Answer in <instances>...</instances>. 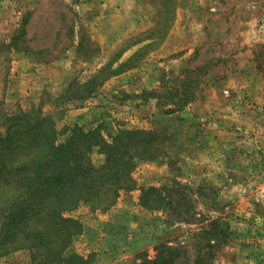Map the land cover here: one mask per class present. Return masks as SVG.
Wrapping results in <instances>:
<instances>
[{"label": "rangeland", "instance_id": "1", "mask_svg": "<svg viewBox=\"0 0 264 264\" xmlns=\"http://www.w3.org/2000/svg\"><path fill=\"white\" fill-rule=\"evenodd\" d=\"M0 102L2 113L43 102L60 141L74 122L107 137L162 132L167 155L140 161L134 188L107 210L71 212L83 225L74 249L90 264H148L163 243L192 260L198 239L220 243L214 264H264V0H0ZM172 184L192 200L188 220L185 208L141 203L144 187ZM213 222L220 237L195 235ZM28 263L26 251L0 257Z\"/></svg>", "mask_w": 264, "mask_h": 264}, {"label": "trees", "instance_id": "2", "mask_svg": "<svg viewBox=\"0 0 264 264\" xmlns=\"http://www.w3.org/2000/svg\"><path fill=\"white\" fill-rule=\"evenodd\" d=\"M16 40L17 36L12 45ZM131 61L103 66L80 83L74 96L86 93V98ZM43 106L41 102L14 113L0 111V257L26 251L28 264H90L89 256L74 249L83 225L71 212L82 203L94 209L111 208L122 190L136 186L134 171L139 162L167 155V145L159 129L119 128L107 137L101 125L86 127L78 122L64 125L60 141L57 120ZM174 184L144 187L142 205H166L182 215L192 200L178 197ZM189 216L191 206L185 208L186 220ZM210 227L195 235H222L219 224L213 222ZM207 244L209 248H203L198 239L195 246L199 248L191 260L187 248L163 243L147 263L214 264L220 243Z\"/></svg>", "mask_w": 264, "mask_h": 264}, {"label": "crops", "instance_id": "3", "mask_svg": "<svg viewBox=\"0 0 264 264\" xmlns=\"http://www.w3.org/2000/svg\"><path fill=\"white\" fill-rule=\"evenodd\" d=\"M97 125V124H96Z\"/></svg>", "mask_w": 264, "mask_h": 264}]
</instances>
